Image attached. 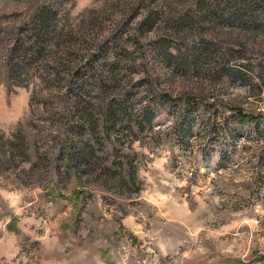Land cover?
<instances>
[{"label":"rangeland","instance_id":"obj_1","mask_svg":"<svg viewBox=\"0 0 264 264\" xmlns=\"http://www.w3.org/2000/svg\"><path fill=\"white\" fill-rule=\"evenodd\" d=\"M0 264H264V0H0Z\"/></svg>","mask_w":264,"mask_h":264},{"label":"trees","instance_id":"obj_2","mask_svg":"<svg viewBox=\"0 0 264 264\" xmlns=\"http://www.w3.org/2000/svg\"><path fill=\"white\" fill-rule=\"evenodd\" d=\"M42 21H43L42 23L46 22L45 20H42ZM237 115H238L240 121H244L247 118V116L244 115L240 110L237 111ZM261 118H262V116H256V119H261ZM75 195L77 196V194H75Z\"/></svg>","mask_w":264,"mask_h":264}]
</instances>
